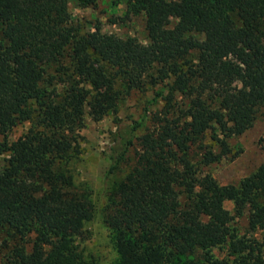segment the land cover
<instances>
[{"label":"trees","instance_id":"obj_1","mask_svg":"<svg viewBox=\"0 0 264 264\" xmlns=\"http://www.w3.org/2000/svg\"><path fill=\"white\" fill-rule=\"evenodd\" d=\"M68 3L0 0V134L32 123L17 140H0V230L14 243L3 264H89L76 241L95 207L75 188L76 132L86 113L99 120L132 89L172 76L169 93H156L163 109L118 127L109 153L108 176L140 147L105 209L115 264H264V234L246 237L231 225L247 215L249 229H264V162L238 184L200 170L230 154L227 138L264 106V0H128L146 15L148 44L82 31L68 23ZM210 129L220 152L204 143Z\"/></svg>","mask_w":264,"mask_h":264},{"label":"rangeland","instance_id":"obj_2","mask_svg":"<svg viewBox=\"0 0 264 264\" xmlns=\"http://www.w3.org/2000/svg\"><path fill=\"white\" fill-rule=\"evenodd\" d=\"M68 7V23L80 26L82 31L114 33L123 38L136 37L143 44L150 42L145 13L134 14L129 8L128 0H98L95 5H85L78 0H69ZM1 29L0 21V32ZM173 79L174 76L155 86L148 85L145 90L132 89L115 112H110L99 120L93 119L89 112L86 113L85 126L76 132L81 151L71 164L75 188L81 192H88L95 207L94 218L85 223L83 233L76 241L78 250L86 263L115 264L119 260L112 232L104 221V214L110 189L132 168L140 147L138 142H135L117 170L108 176L109 153L115 145L118 127L140 120L146 109L149 113L163 109L165 101L156 93L164 89V94H168L169 88L165 84L172 83ZM175 98L182 105H186L187 99L181 92H176ZM147 125L154 127L150 118L147 119ZM31 126L32 123L29 121L20 123L13 127L6 137L0 134V140L7 138L9 142H13L27 133ZM144 132L146 128L138 130L137 135ZM212 133V129L208 130L204 143L213 151L220 152L222 147L212 137ZM220 136L223 137V135ZM263 138L264 106L257 111V117L250 128L242 134L227 138L229 147L232 149L231 153L223 156L219 161L201 165L200 170L210 172L221 184H238L243 177L254 172L264 162ZM196 151L198 154L201 153V150L196 149ZM4 164L5 156L0 158V167ZM225 207L234 213L233 201L227 200ZM231 225L238 227L240 235L246 237L261 239L264 234V229L255 231L249 229L247 215L235 216ZM13 244V241L7 239V234L0 230V264H3ZM211 250L219 258L226 257L228 253L227 247H213ZM200 253L201 250H198L189 258L196 257Z\"/></svg>","mask_w":264,"mask_h":264}]
</instances>
